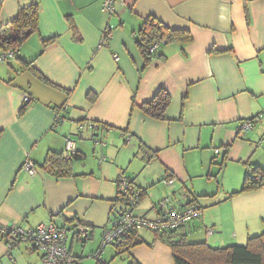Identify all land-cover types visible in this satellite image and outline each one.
<instances>
[{"label":"crops","instance_id":"1","mask_svg":"<svg viewBox=\"0 0 264 264\" xmlns=\"http://www.w3.org/2000/svg\"><path fill=\"white\" fill-rule=\"evenodd\" d=\"M0 1V26L20 7L38 5L37 30L15 55L0 61V224L63 227L71 233L66 244L77 264L83 253L73 250V240L86 242L95 229L107 228L120 178L145 191L139 203L148 191L156 202V194L175 184L164 180L175 178L183 193L169 203L179 208L187 203L184 193L195 198L196 188L229 164L243 165V174L247 161L259 166L250 161V135H236L240 122L258 113L252 129L264 132V0H113L112 14L104 0ZM149 14L172 28L189 29L192 41L181 48L177 42L158 45L164 59L145 64L135 40ZM48 38L53 39L44 44ZM19 57L32 60L59 88L21 70ZM160 88L170 102L163 118L154 119L139 104ZM88 122L97 128L89 129ZM67 139L74 142V174L57 177L39 164L48 150L62 155ZM142 144L151 156L155 152L148 161ZM229 144L226 154L213 150ZM26 158L34 174L21 167ZM225 196L227 206L202 209L189 221L193 229L213 228L206 233L210 237L198 234L195 240L242 242L264 229V187ZM139 203L135 213L146 215L142 209L151 200L145 207ZM229 221L236 224L232 234ZM79 224L87 229L86 238L76 234ZM142 237L152 241L151 233ZM5 240L0 236V264H42V252L33 245L8 246ZM130 252L141 264H174L170 248L159 240Z\"/></svg>","mask_w":264,"mask_h":264},{"label":"trees","instance_id":"2","mask_svg":"<svg viewBox=\"0 0 264 264\" xmlns=\"http://www.w3.org/2000/svg\"><path fill=\"white\" fill-rule=\"evenodd\" d=\"M113 4L114 1L111 0L110 6L113 8L111 12L109 10L106 11L108 14H112L114 12ZM37 28L38 5L36 3H31L20 7L12 20H10L5 26H0V48H10L14 49V51L17 50L23 41L27 39L30 34L35 32ZM136 33L135 42L140 49V53L145 64L152 62V60L157 62L164 59V55L159 54L157 51V48L160 45L177 42L180 44L181 48L183 45L189 44L193 39L189 29L172 28L152 14L142 17V21ZM51 39L53 38L44 40V44H47ZM155 41L158 42L159 46L157 45V48L150 50L151 44ZM19 60L21 64V70L32 71V74L39 78L43 83L55 88H59L57 85L46 79L32 66V60L26 61L20 57ZM169 102L170 95L165 89L160 88L150 100L140 103L139 107L147 116L154 119H161L163 118L164 112ZM26 106L27 102L25 101L20 108V113L25 111ZM55 120L58 121L60 119L56 117ZM230 145L231 144L223 148L222 152L224 154L228 152V147ZM139 149L145 161H148L155 154V152H152L151 156L143 144ZM73 157L75 158L74 154L68 159H64V157L59 152L48 150L45 155V159L39 165L45 171L51 173L54 176H72L74 174L72 172ZM245 168V174L243 176L240 189L232 191L231 195L264 187V181L262 179L264 171L262 168L249 161L245 163ZM255 177H258L259 179L255 180ZM126 180L129 184L126 188V191H123L120 189V186H117V195L113 201L114 203L111 210V213L113 214V220L119 218L124 214V212L127 211H130L132 214H138L135 213L134 210L139 201L145 195L144 190H140L139 187L132 185L130 180ZM196 199V197H192L185 204H198ZM198 206L201 213L202 207L199 204ZM159 213H161L160 208L158 209V213H156L154 216ZM138 215L146 216L143 214ZM196 217L189 221H192ZM189 221L184 222L175 228H162L155 230L144 227L143 225L136 226L134 223H132L121 233L117 244H110L112 251L114 252L113 257L125 255V257L128 259L127 264H141L135 257L132 256L130 249L140 243H145L151 246L154 241L159 240L170 248L174 264H264V232L257 235L248 236L247 243L244 245L231 244L222 247H213L210 246L206 241L191 242L187 240ZM141 229L150 231L152 235V241H146L141 236ZM12 240V242H9L7 239L5 241L7 244H13L15 246L16 243L20 242L18 239ZM105 245H100L98 249L92 252L96 259V264H106L107 262H103L100 259V252L105 247Z\"/></svg>","mask_w":264,"mask_h":264},{"label":"built area","instance_id":"3","mask_svg":"<svg viewBox=\"0 0 264 264\" xmlns=\"http://www.w3.org/2000/svg\"><path fill=\"white\" fill-rule=\"evenodd\" d=\"M111 0H105L103 2V8L106 11L112 10L110 6ZM158 45V42L155 41L151 44L150 50H154ZM11 50H5V52L0 51V61H4L5 58L12 57ZM117 59V55H113ZM27 99V96H25ZM262 113L243 120L238 126L239 132H246L252 128L254 121L259 119ZM56 117L60 119V115L57 113ZM87 127L91 130H94L96 125L92 122H88ZM82 128V124H78L77 130ZM215 153L219 152L218 148L214 149ZM74 153V142L70 139H67L65 150L63 151L64 159H68ZM30 174L36 172L33 162L26 158L21 166ZM173 179L171 177L166 178L164 183L171 184ZM128 182L125 178H120L119 186L120 189L126 191ZM161 213L156 216L149 218L146 216L132 214L130 211L124 212L122 216L112 220L111 228L105 230L102 235L101 246L105 244H117L121 233L132 223L136 226L143 225L149 229H162V228H175L184 222H188L192 218L200 214V209L198 204H187L185 206L176 208L169 203V200L166 199L160 203ZM209 229L208 231H211ZM76 234L79 238H85L87 235V229L83 225H78L76 228ZM0 236L12 242V239H18L23 242H27L30 245H33L37 249L41 250V262L42 264H75V259L69 252L67 247V234L66 230L63 227L57 226L55 223H39L35 228H22L17 226H7L0 224ZM11 244H8L10 246Z\"/></svg>","mask_w":264,"mask_h":264},{"label":"rangeland","instance_id":"4","mask_svg":"<svg viewBox=\"0 0 264 264\" xmlns=\"http://www.w3.org/2000/svg\"><path fill=\"white\" fill-rule=\"evenodd\" d=\"M81 129L79 130V132L81 131ZM247 133L250 135L249 137L252 140V142L250 143L251 150H252V153H251L252 157L250 161L252 160L258 161L257 163L259 164V166H261L262 170L264 171V132H261L259 130L254 131L251 128L247 130L246 132H239V136L245 137ZM98 151L99 149H97V155H98ZM218 158L219 157L217 156V159ZM243 173H244V166L240 165L239 163H233V164H229L228 166L224 167L221 172L217 173L215 176L216 178L205 180L206 183H203L201 186H199V188H196V190L198 191L197 194H199V195H196L197 202L200 204L202 209L206 210L208 208H216V211H217L227 206L228 203L223 204L227 200L226 199L227 196H225V194L227 193L229 194L232 191H236L240 189L243 176H244ZM262 179L264 181V172H263ZM173 180L175 182V184L172 185L173 189L170 188L171 190H164V192H160L159 189H155L156 193L160 192L159 195L155 193L156 199H158L156 202L152 200L151 192L150 191L147 192V196L139 203L141 206L142 202H144V207H145V204L148 203V200H151L152 204L150 205V207L146 210L142 209V212H145L146 216L154 217V215L156 214V211L159 209L158 206L157 208L154 207L155 203L160 204L166 199H168L170 203L171 202L175 203L176 201H178L180 197L179 188L177 187L178 182L175 181V178ZM255 180H258V177H255ZM160 185H163L162 181ZM208 203H211V204H208ZM112 220L110 221V224L109 223L107 224L106 226L107 228L105 230L111 228ZM191 222H189L190 224L188 225L189 227L188 233H187L188 241L200 242L201 241L200 239L195 240L198 234H199V237H200V234L203 235L205 239L206 233L207 234L213 233V228L211 227H207V228L195 227V229H193ZM228 226L230 229V233L232 234L233 228L231 227L232 226L236 227V224H232L229 221ZM208 228L212 230L208 231L209 230ZM103 230L95 229L93 238L87 239L86 242L79 241L76 239L73 240V250H75L76 252L83 253L81 259L78 260L79 262H77V264H95L96 260L92 252L95 249H98L100 244L102 243ZM262 232H264V229L260 230V232H257V234H260ZM140 233L145 238L150 237V231L146 229H141ZM257 234H253V235H257ZM207 236L210 237V235H207ZM206 239H209V238H206ZM69 240H72L71 233L69 236L67 234V242H69ZM206 242L210 246H213V247H222V246L231 245V244L244 245L247 243V238H245L244 241L242 242L238 240H234L232 242H226L222 244H219V242H213V241H208V240H206ZM36 250H38L41 253V250L39 249H36ZM111 251H112L111 245L106 244L101 257H103L105 261H107V264H118L119 262H121L122 259L125 258V255H119V256L114 257L113 259H110L109 257H110Z\"/></svg>","mask_w":264,"mask_h":264},{"label":"clouds","instance_id":"5","mask_svg":"<svg viewBox=\"0 0 264 264\" xmlns=\"http://www.w3.org/2000/svg\"><path fill=\"white\" fill-rule=\"evenodd\" d=\"M7 50H11V51H12V53H13L12 56L15 55V54H14V53H15L14 49H10V48H9V49H7ZM60 117H61V116H60ZM241 122H242V121H241ZM238 135H239V133H238V131H237V136H238ZM216 148H218V147H216ZM214 149H215V148H214ZM218 149H219V152H218V153H220L221 151H223V148H222V150H221V148H218ZM74 151H75V150H74ZM214 152H215V151H214ZM73 154H74V153H73ZM73 154H72V155H73ZM72 155H71V156H72ZM71 156H70V157H71ZM258 179H259V178H258ZM190 198H191V197H189V198H187V199L189 200ZM188 200H187V201H188ZM73 258H74V257H73ZM74 259H75V258H74ZM76 261H77V260H75V264H76Z\"/></svg>","mask_w":264,"mask_h":264},{"label":"water","instance_id":"6","mask_svg":"<svg viewBox=\"0 0 264 264\" xmlns=\"http://www.w3.org/2000/svg\"><path fill=\"white\" fill-rule=\"evenodd\" d=\"M61 119H62V118L60 117V120H61ZM95 128H97V126H96ZM182 193H183V191H180V190H179V194H182ZM183 195H184L185 197H187V198H189V197H190V196H189V195H187L186 193H184Z\"/></svg>","mask_w":264,"mask_h":264}]
</instances>
